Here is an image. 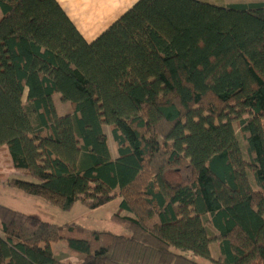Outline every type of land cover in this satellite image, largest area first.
<instances>
[{"label":"trees","instance_id":"trees-1","mask_svg":"<svg viewBox=\"0 0 264 264\" xmlns=\"http://www.w3.org/2000/svg\"><path fill=\"white\" fill-rule=\"evenodd\" d=\"M263 123L264 0H139L93 42L57 0H0L5 181L63 210L120 197L130 231L0 203V264H264Z\"/></svg>","mask_w":264,"mask_h":264},{"label":"rangeland","instance_id":"rangeland-1","mask_svg":"<svg viewBox=\"0 0 264 264\" xmlns=\"http://www.w3.org/2000/svg\"><path fill=\"white\" fill-rule=\"evenodd\" d=\"M209 1L217 5H228V2L224 1ZM54 98L60 115L73 112L71 103L63 101L60 94H56ZM24 100H26V94ZM106 132L108 134L111 151L113 155L117 157V145L109 126H106ZM0 168L4 175L3 181L0 182V203L21 212L38 216L44 221L58 224L61 227L72 225L84 227L87 230L83 232L85 236H90V231L92 230L111 231L117 234H130L128 227L124 223L119 222L116 218L117 213L129 214L119 210L121 202L120 197L96 209L89 208L84 203L78 201L71 210H63L46 199L25 193L20 189L10 186L5 181L16 172L13 168L9 151L5 146L0 149ZM168 177L174 183L179 182L181 179L178 171H171ZM63 232L65 233L67 231L64 230ZM0 234L2 233L0 232ZM52 247L56 256L64 262L71 261L76 263L80 259V255L72 252L65 241L56 242ZM210 248L213 256L218 257L220 254L219 243L216 242L211 244ZM197 260L201 264H213L209 260L203 258L197 257Z\"/></svg>","mask_w":264,"mask_h":264},{"label":"crops","instance_id":"crops-1","mask_svg":"<svg viewBox=\"0 0 264 264\" xmlns=\"http://www.w3.org/2000/svg\"><path fill=\"white\" fill-rule=\"evenodd\" d=\"M88 42H93L139 0H57ZM218 1V0H215ZM246 4L255 0H219ZM113 155V153H112ZM114 156V155H113ZM115 157V156H114ZM17 172H15L16 174Z\"/></svg>","mask_w":264,"mask_h":264}]
</instances>
